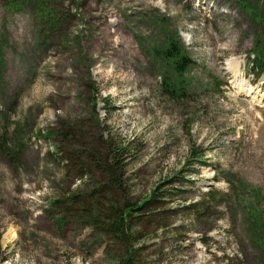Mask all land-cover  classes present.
Here are the masks:
<instances>
[{"label": "rangeland", "instance_id": "1", "mask_svg": "<svg viewBox=\"0 0 264 264\" xmlns=\"http://www.w3.org/2000/svg\"><path fill=\"white\" fill-rule=\"evenodd\" d=\"M259 34L236 0H0V264H264ZM154 192L128 259L110 225Z\"/></svg>", "mask_w": 264, "mask_h": 264}, {"label": "trees", "instance_id": "2", "mask_svg": "<svg viewBox=\"0 0 264 264\" xmlns=\"http://www.w3.org/2000/svg\"><path fill=\"white\" fill-rule=\"evenodd\" d=\"M240 4V7L244 12L248 14V16H252L254 23L261 34L255 36L253 41L252 48L248 52V56H252V67L256 73V75L264 74V15L261 13L259 15V10L256 9V6H251L248 2L244 0H236ZM36 14L38 18L44 22L46 25H53L57 19L53 14L46 11V5H39L37 8ZM51 22V24H50ZM160 29L165 33L164 42L162 46L157 50L159 51L160 58L167 63L166 71L162 73V86L163 91L166 92L171 98L176 97L180 90L182 89L181 84L185 83L184 73L187 71L190 66V60L187 56V51L184 45L180 42L178 38L177 32L170 30L168 27L160 24ZM168 80V81H166ZM113 149H111L112 151ZM116 150L114 152L117 153ZM8 154V152H5ZM9 155V154H8ZM193 157H197L198 154L193 153ZM116 154L114 153V158ZM195 159V158H194ZM115 162L117 159L115 158ZM202 165V164H201ZM156 193L154 192L152 196L144 200L140 204L135 205H123L121 209L117 210L113 223L110 225V231L125 248V253L128 255V259H130L132 255V250L130 249L131 245H129L130 237H135L134 227L137 225L135 221H133V214L141 213L146 210L148 205L155 199ZM75 197H72L69 201V204L76 203Z\"/></svg>", "mask_w": 264, "mask_h": 264}]
</instances>
